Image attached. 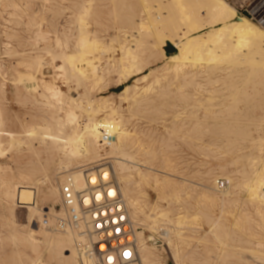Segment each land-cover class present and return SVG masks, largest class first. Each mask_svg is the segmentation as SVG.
<instances>
[{"label":"rangeland","instance_id":"rangeland-1","mask_svg":"<svg viewBox=\"0 0 264 264\" xmlns=\"http://www.w3.org/2000/svg\"><path fill=\"white\" fill-rule=\"evenodd\" d=\"M179 1L170 10V16H177L173 25H205L189 36L201 32L206 36L232 18L215 17L204 0ZM225 1L235 9L229 15L245 16L264 30V0ZM159 4L162 11L157 10ZM165 5L163 0H0V177L14 183L6 196L0 189V264H29L63 214L69 218L61 199V185L69 172L80 175V169L102 164L99 168L111 169L112 179L121 185L114 163L118 155L109 145L101 147L98 158L93 154L71 158L62 146V136L88 123L87 112L78 103L104 96L118 107L113 115L120 121L119 129L126 130V171L134 175L133 163L139 162L143 171H160L172 181L170 187L157 185L150 172L145 181L130 183V195L141 209L132 217L135 229L154 236L153 243L162 245L158 253L166 248L167 264H174L173 245L184 255V264H264V203L258 206L247 200L248 192L264 179V45L229 56L230 36L204 38L202 43L212 44L211 48L203 46L191 61L210 58L207 67L195 70L189 62L185 72L167 71V60L158 51L169 42L158 44L168 31V17L162 14ZM136 32L141 55L148 58L144 72L154 70L146 80L141 73L117 85L114 70L105 71L97 84L69 75L80 56L76 53L71 64L68 54L85 49L102 71L107 57L113 51L119 57L122 40ZM87 37L94 42L83 44ZM36 60L42 63L39 70ZM62 64L64 69L59 68ZM29 72L39 83L34 92L20 82L21 73ZM126 84L136 85L137 97L148 86L145 99L121 102L117 93ZM45 86L58 87L63 97L52 98ZM68 110L77 115V124L67 121ZM102 119L98 117L92 126L110 127ZM51 129L57 130L58 142L49 136ZM78 165L83 167L75 168ZM221 179L234 186L230 197L218 187ZM15 184L34 186L38 196L25 188L15 203ZM184 215L189 218L180 227L176 222ZM161 229L170 230L172 247ZM28 239H34L35 246ZM75 245L56 247L55 259L47 255L45 263L69 264L66 255Z\"/></svg>","mask_w":264,"mask_h":264},{"label":"bare ground","instance_id":"bare-ground-1","mask_svg":"<svg viewBox=\"0 0 264 264\" xmlns=\"http://www.w3.org/2000/svg\"><path fill=\"white\" fill-rule=\"evenodd\" d=\"M169 1L170 0H163V3L166 4L165 5L166 10L162 12V14L164 16L168 17L167 23L165 26L166 28H168V31L162 33L161 42L158 43V44L163 45L165 40H168L170 42H173L177 48L176 53H174L170 56H167V57L165 55L163 47H159V49H158V51L160 52V54L162 56L161 59L166 58V60H167V63L165 66V70H167V71H172L175 73L176 72H185V71H183L184 70L183 68L189 62L192 63V67L195 70L200 68V67L201 68L207 67L210 63V60H209L210 58L206 59L205 62H200L199 60H196L194 62L191 61L192 57L194 58L195 55L198 54V52L201 50V48L203 46H206L207 48H211L212 44L208 45L206 43H202V40H204V38L209 39V38L213 37L214 39L215 38L221 39L222 36H224V35L230 36L233 39V47L228 52L229 56L235 55V54H237V52H244L246 48H248L252 45H257V46H259L261 44L264 45V30L262 28H260L258 25H256L255 23H253L252 21H250L245 16H239V15L231 16V15H229V13L234 12L235 9L232 5H230L225 0H204L205 2L209 3V5L211 6V9L213 10V12H215V17L218 18V17L222 16L223 18L228 17V19L230 17H232L229 21H227V19H226V21L224 20L221 23H219V27L216 29H213L211 33H209L210 31L206 32V34H208L206 36H203L202 32L189 36V34H191V33L199 32L200 30L204 29L205 25H200L199 27H195V28H184L180 24L173 25L177 16H173V15L170 16V14H171L170 10L172 8H174L176 5L178 6L180 1L179 0H173V1H171V3H169ZM160 5L161 4H159L157 6V10L162 11V9L160 8L161 7ZM80 20H81V24L83 25L84 24L83 18ZM137 34H138V32H136L134 35L126 36L122 40V42L120 43V46H119V50H120L121 55L119 57H117V55H115L114 51H113V54L109 55V57H107V59H106L107 64H106L105 68L102 69V71H99V68L95 65V62H94L95 57L90 58L89 56H87V54H88L87 50H85V49L84 50H78L73 54H68L66 59L71 64H74L73 62L75 61L76 53H78L80 56L79 62H77L74 65L75 70L73 69V72L70 73L69 75L71 77L72 76L76 77L79 82H91V83L93 82V83L97 84L98 82H100V80L103 81L102 78H103L105 71L107 73H110V71L114 70L118 73V78L116 81L117 85H120L123 82L129 80L132 76H134L136 74H141V73H144L141 79L146 80L154 72V70H152V72L150 71V73L144 72L145 68L148 65V58L145 59L141 55V53H142L141 52V37L139 38ZM89 37L83 38L82 43L83 44H92L94 41H92L91 38H89ZM157 41H159V38ZM201 44H203V45H201ZM108 48H111V46L109 45ZM108 48L104 46L102 48V50L104 52H108L109 51ZM35 65H36V68H38V70H39V69H41L42 63L40 61L36 60ZM59 68L64 69V64L60 65ZM160 70H162V69H160ZM65 74H67V73L65 72ZM22 81H24V86H26V89L33 90V92L38 90V84L39 83L37 80V76H35L33 73H30V72L29 73H21L20 82H22ZM79 82H78V84H79ZM136 88H137L136 85L132 86V85L126 84L125 86H123V88L117 93L119 100L121 102H125V101L137 102V100L145 99L146 96H144L143 94H144V92L148 91L149 87L147 86L145 89H143L144 92L141 93L139 95V97H137L136 95L133 94V91ZM45 90L49 93V95L52 98L59 100L61 97H63V92L58 87L51 88V87L45 86ZM41 95L42 94L40 93V96ZM71 100L76 101L77 97L76 98L71 97ZM140 101H138V102H140ZM207 101L209 102V99ZM110 102H111V100L106 96L101 97L100 99H98L96 101L95 100H89L86 103H83L82 101L79 102L77 107L80 109H84L87 112L86 113L83 110L88 115V119H87L88 123H87V125L81 127L80 130H77V129H79V127L76 129V127H77L76 126L73 129V132L71 134L67 135L66 137L62 136L61 138L64 142V145H62V146H65V148L68 150V154L71 158H82V157L87 158L91 154H93L94 155L93 157H95V158L101 157L102 154H100V150H101V147L104 145H109L111 147V149H113L115 151V153L118 155V157H116V159L114 161L115 165H117V167L115 166L116 167L115 170L118 174V178H119V181L121 182V185L119 186V185H117L118 183L117 184L115 183L116 186L114 189L113 188H107L106 190L109 191V195H114V194L118 193L119 197L121 198V200L123 202V205L125 206V208L127 210L128 217H129V219H130V221L134 227L139 264H167V257L165 254L166 253L168 254V251L166 250V248L163 247V249H161L158 253L157 250H159L158 248L162 245H155L153 243L154 236H146V234L143 230L137 232L135 229V225L137 223H134L133 219H135L137 217L136 215L138 214V212L141 209L139 210V208L137 207V203H136L137 200L133 196L130 195L131 194L130 183L133 182V179L134 180L138 179L139 181L143 182L147 179L148 176H151V173L153 174V176L155 178V179L154 178L153 179L155 180L157 185L172 184V181H170V179H167L168 177L166 175L162 176L160 174V171H158V172H151V171L145 172V171H143V169H141V167H140L141 164L139 162L133 163L135 165L134 168L132 169L134 171V175L131 173H128L126 171L127 170V169H125L126 163L124 162V161H126V159H125L126 158L125 148L127 145H129L125 141V137H124V132L126 130L121 131L119 129L118 126L120 124V121H118V118H116L113 115V112H115L118 109V107L116 108V106H113L112 103H110ZM110 113H112V114H110ZM99 115H101V116H99ZM66 117H67L66 118L67 121L70 124L77 122L78 117L74 111H70V110L66 111ZM98 117H102L103 118L102 120L104 122H108L110 127L102 129V127L99 125L92 126V122H94ZM66 119H64V120H66ZM59 120H57V121L59 122ZM67 121H65V122H67ZM55 127H57V126H55ZM58 131H60V130L58 129ZM45 132H47V131H45ZM61 132H62V130H61ZM37 134H39V131ZM42 134H44V131H42ZM48 134L51 137L52 141H54V142L56 141V139L58 137H60L58 135L57 130L55 131L54 129L49 130ZM42 138H40V139H42ZM58 139H60V138H58ZM56 142H58V141H56ZM10 143H12V142H10ZM0 153H1V151H0ZM101 165L102 164H99V165L95 164L94 166H90V168L80 169L81 170L80 175L76 174V173H78V171L69 172V174L63 180L62 185L65 182H67V179L70 176L72 177L73 189L75 191H84V190H86V187L88 185H90L92 187V186H96L98 183L107 182L108 180H110L113 177L112 176L113 173L111 172V169H109L108 167L100 169L99 167ZM81 167H83V165H78L75 168H81ZM150 169L153 170V168H150ZM86 170H88V172H89V174L87 176L85 173ZM162 173H163V171H162ZM148 178H150V177H148ZM12 181L7 180L3 177H0V189L5 196L9 194L8 186L11 184L10 182H12ZM231 181H232V179H231ZM12 184H14V183L12 182ZM233 187L234 186L230 183L228 188L227 187L224 188L225 191L223 192V194H225L227 197H230L232 195L231 189ZM25 188L29 191H32L33 194L38 196L37 189L34 186L25 185V184H15L14 185L15 193L13 194V201L15 203L18 202L20 192ZM163 189H164V187H163ZM261 191H264V179L262 181V184H260L257 188H254L248 192L247 200L250 203L257 204L258 206L263 205L264 200L262 199L263 197L261 198V195H260ZM135 192H137V190ZM120 193H122V194H120ZM125 198H126V200H125ZM61 199H62V193H61ZM62 202H63V200H62ZM128 207L131 208V212H129ZM66 208L68 209L67 211L69 212L68 217L72 218V221H70L69 218H67L66 214H63V217H62L61 221H59V223L57 224L55 231L47 238L46 242L42 246L38 247L36 254L29 259V264H46L45 263L46 256L48 255L51 259H55V256L53 255L52 252H54L56 247L63 246L65 244H74V245L76 244L75 246H77L75 249H73V251L70 255H66V257L69 260V264H98L97 258L95 257V255L91 251L93 245H92V237H91V234L89 232V226H88V221H87V219H88L87 218V212L83 208H79L77 205H74L71 207H66ZM164 215H161V217H164ZM132 217H133V219H132ZM165 217H166V215H165ZM188 218L189 217L186 215L179 216L178 221H177L178 223L176 222V224L180 226L181 224H184V222ZM48 221H49V219H48ZM153 221H155V220H153ZM146 222H148V221H146ZM173 223H174V221H173ZM155 225H157V224L155 223ZM45 226H47V225H45ZM152 226H151V228H152ZM144 227H148V226H144ZM158 227H159V225H158ZM42 228H43V226H42ZM46 228L47 227H45V229ZM152 229H155V227ZM156 229H157V227H156ZM176 231H178V230L176 229ZM177 234L179 235L181 233L179 232ZM161 235L167 240L168 245L172 247V239H171L172 235H170V230L161 229ZM27 242L29 245L35 246L34 239H28ZM173 242L175 243V241H173ZM172 251H173V253H172ZM172 251L170 253L173 254V255H171L172 256L171 258H173L174 264H184L183 263L184 261L182 258V256H184V255H180L181 253L178 251L177 247L174 249V245H173ZM184 251H186V250H184ZM187 255H190V254H186L185 256H187ZM190 257L192 258L191 255H190ZM184 260H185V258H184Z\"/></svg>","mask_w":264,"mask_h":264},{"label":"built area","instance_id":"built-area-1","mask_svg":"<svg viewBox=\"0 0 264 264\" xmlns=\"http://www.w3.org/2000/svg\"><path fill=\"white\" fill-rule=\"evenodd\" d=\"M85 173L87 176L88 170ZM115 186L111 178L96 186L88 185L84 191H75L70 176L61 186L63 204L65 207L77 205L87 212L91 251L98 264H139L134 227L127 210L118 193L109 195L106 190ZM227 186L228 180L218 182L221 189Z\"/></svg>","mask_w":264,"mask_h":264},{"label":"crops","instance_id":"crops-1","mask_svg":"<svg viewBox=\"0 0 264 264\" xmlns=\"http://www.w3.org/2000/svg\"><path fill=\"white\" fill-rule=\"evenodd\" d=\"M176 49L177 48L173 42H170V41L166 42L164 46V52H165L166 57L174 54L176 52Z\"/></svg>","mask_w":264,"mask_h":264}]
</instances>
